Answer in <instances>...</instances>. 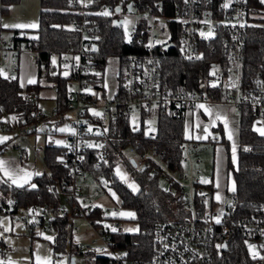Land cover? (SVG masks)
Instances as JSON below:
<instances>
[{
    "label": "built area",
    "instance_id": "obj_1",
    "mask_svg": "<svg viewBox=\"0 0 264 264\" xmlns=\"http://www.w3.org/2000/svg\"><path fill=\"white\" fill-rule=\"evenodd\" d=\"M165 1L155 0L142 6L136 0H118L115 6L99 4V0L69 1L75 12L69 26L78 32V43L74 48L55 53L58 69L61 72L68 70L67 74H62L66 77V107L63 110L53 107L49 113L38 108L30 121H25L23 114L17 113L13 124L0 125V130L4 131L42 133L45 136L55 135L60 124L68 128L64 158L67 174L60 181L46 186V191L58 197V202L21 205L6 197L0 200V215H8L12 221L18 219L33 232L56 234L54 222L64 218L72 234L82 231L83 227H101V231L92 238L91 245L77 244L80 260L86 264L101 256L110 258L113 264H219L215 261L216 257L226 250L216 246L225 243L228 248L232 225L241 236L248 259L253 264H264L261 258L264 257V200L250 203L254 213L230 219L237 202V194L231 191L226 201L214 210L211 204L213 198L205 191L200 171L195 168L200 161L199 144L195 140L186 139L181 145V162L190 163L189 171L183 170L182 166L179 169L170 167L164 151H158L154 144L143 151L138 149L142 146L139 140L129 145L136 155L132 157L135 167L168 179L173 187L179 189L182 205L188 211V215L181 220L161 221L154 225L153 250L148 258L131 257L126 250L113 247L110 235L125 232L120 223L110 216V210L114 208L95 201L99 196H109L108 191L116 183L114 176L105 174L101 161L106 155L102 149L104 128L118 115L130 123L132 130H138L143 111L164 107L181 115L213 101L231 103L238 112L242 108L248 109L254 124L264 125V83H261L264 82V62L252 68L244 66L249 27L253 25L264 32V3L261 0ZM226 3L230 4L227 8L224 7ZM117 6L120 8L118 13L114 10ZM105 9L112 11V15H97ZM123 10L143 11L145 16L136 21L129 38H125L128 52L121 58L116 56L117 85L114 93L107 96L105 69L102 86L99 87L96 81L98 71L93 68L100 42V19L112 18L113 21L121 18L119 27L122 28L123 18L120 15ZM209 31L214 35H201V32L207 34ZM20 41L21 38H17L6 44L0 39V54L4 62L16 69L19 53L27 50L39 65V52L33 49L32 43L24 40L22 45ZM173 47L186 61L200 60L207 52L215 55L219 49L220 54L213 57L211 65L217 68L213 72L215 74L201 77L209 79L200 80L196 87L164 88L161 59ZM49 69L53 74L57 68L49 66ZM218 86L221 94L217 96L214 92ZM100 100H103L101 104ZM93 110L101 115H95ZM147 135L156 137L157 131L147 132ZM218 141L216 132L208 136V142ZM15 148L20 153L19 159H23L25 149L20 145ZM92 151H96L97 160L89 165L86 156ZM217 217L221 221L219 224L216 223ZM75 219L82 222L77 224ZM109 220L116 231L108 227ZM228 220L231 225L226 224ZM6 235L0 226V261L10 264ZM249 245L254 247L250 249Z\"/></svg>",
    "mask_w": 264,
    "mask_h": 264
},
{
    "label": "trees",
    "instance_id": "obj_2",
    "mask_svg": "<svg viewBox=\"0 0 264 264\" xmlns=\"http://www.w3.org/2000/svg\"><path fill=\"white\" fill-rule=\"evenodd\" d=\"M19 0H0V14H6L10 5ZM70 0H40L39 23L36 29V37L24 39L32 43L34 50L39 52L40 63L38 65V80L36 83L22 87L18 78L3 77L0 75V122L3 114L22 113L25 121H30L37 111V93L40 82L48 80L54 82L56 89V105L59 110L66 107V77L60 69L50 74V57L66 48L76 47L78 32L69 26L70 19L75 12L70 7ZM140 6L155 0H136ZM118 0H99V4L115 6ZM164 2H167L164 0ZM100 42L96 50V62L94 70L99 73L96 81L102 86V74L107 60L111 56L123 57L128 48L125 45V36L122 28L113 27L112 18L100 19ZM17 32V31H16ZM13 40H17L13 37ZM222 53V51H221ZM244 66L252 68L259 62H264V32L251 25L245 42ZM220 54L218 49L207 54L200 60L186 61L182 59L176 48H170L161 59V79L164 88L175 89L178 87H196L201 78L208 76L213 57ZM215 95H220V86L215 90ZM120 96V93L118 94ZM158 118L157 136L149 137L146 132L145 118L151 111L141 112L140 128L132 130L130 123L124 121L121 115L110 120L104 135L102 136V149L105 158L101 161L106 175L113 174L119 154L136 140L141 142L138 149L143 151L151 145H155L158 151H164L168 165L172 168L181 167V145L186 140L184 135L183 114L176 115L164 107L155 110ZM254 120L248 109L242 108L239 112V143L237 149V163L233 165L230 158V144L220 137L227 151V170L235 181V193L237 194L236 207L231 213L230 219L238 216H247L255 212L250 206L252 201L264 200V136L254 129ZM220 130L215 128L214 131ZM5 148V143L0 144V155ZM65 147L46 143L44 161L50 173L34 177L35 187L28 185L16 186L8 180L0 178V200L11 197L21 205L44 204L58 202L46 191V186L63 179L67 174L65 162ZM97 160L96 151L89 152L86 163L93 165ZM126 163L131 167L132 178L138 184V190L133 191L125 182L116 178L113 187L120 197L122 204L131 207L135 211L136 222L139 225L137 233H113L110 239L113 247L124 249L128 255L137 258H148L153 250V227L157 222L174 219H183L188 215L182 205L179 189L174 186V191L165 190L158 184L159 174H151L147 169H137L130 160ZM172 186V185H171ZM211 188L210 185H206ZM38 194L41 196L38 197ZM226 224L231 225L230 220ZM56 234L53 239L55 250H63L69 243L71 252L78 253V245L72 241V233L68 227L66 218L54 222ZM231 233L228 235V248L220 256L216 257L219 264H253L247 257L242 245L241 236L231 225ZM33 235V231H28ZM75 256V255H74ZM89 264H113L108 257H97Z\"/></svg>",
    "mask_w": 264,
    "mask_h": 264
},
{
    "label": "rangeland",
    "instance_id": "obj_3",
    "mask_svg": "<svg viewBox=\"0 0 264 264\" xmlns=\"http://www.w3.org/2000/svg\"><path fill=\"white\" fill-rule=\"evenodd\" d=\"M39 9H40V0H19L17 3H13L9 7V11L6 14H0V39H2L6 44H9L12 41L13 37L21 38L20 43L22 45L25 44V41L22 39H32L36 37V28H5L3 25L8 24H32L39 23ZM264 11V10H263ZM124 21H129L127 24V31L125 26L122 25V30L125 38H129L130 32L133 29L136 21L141 17L145 16V12L143 11H131L128 12L123 10L120 15ZM17 31V32H16ZM55 57V63H53V58ZM58 56L53 54L49 60V66L57 68ZM8 66L7 63L4 62L3 56L0 54V67L1 72H6L5 67ZM118 67V59L116 56L109 57L107 64L105 66L104 72V85L106 88V94L111 95L114 93L117 85L116 78V70ZM4 69V71H3ZM217 68L211 67L209 69L208 74L211 75ZM68 73L67 69L62 70V74L65 75ZM10 76H16V72H9ZM202 80V79H201ZM210 81V80H209ZM211 82V81H210ZM231 95H235L234 92H231ZM103 100L99 101V104L102 103ZM226 103V102H225ZM40 108L43 109L46 113H49L53 106V100L49 99H41L39 100ZM233 105V104H232ZM234 110L236 112L237 120L239 119V112L236 110L233 105ZM156 109H150V115H147L145 118L146 132H151L150 129H154L157 131V123L158 118L155 112ZM138 121V120H137ZM149 121L152 123L149 124ZM238 123V121H237ZM195 123H191L189 119H185V135L190 136V130L192 128H196ZM254 129L257 128L264 129V125L258 124L257 122L253 125ZM63 129H67L66 131H60L62 135L68 131L66 126L62 127ZM61 128V129H62ZM258 132V131H257ZM259 133V132H258ZM260 134V133H259ZM62 135H48L45 136L42 133H21L17 136H14L11 140L5 142V148L0 155V160L7 162V167L10 171L17 170V166L14 164L13 160H16L18 157L17 151L14 149V144H20L27 149V158L24 163H27L30 166V169L33 171V174L40 173L42 175L44 173L49 174L50 171L45 164L44 155H45V145L46 143L53 144H63L64 139ZM65 136V135H64ZM62 142V143H57ZM233 143L235 141H231L230 145V158L233 159ZM221 145V144H220ZM220 145H214L213 143H207L205 141H199L198 146V156L199 163L195 164V168H198L200 173V178L202 183H207L210 181L211 175L214 172L215 167L219 165V158H221L220 153ZM119 158L114 167V171L112 176L117 178L119 181L125 182L128 186L130 184H135L138 189V184L132 178V170L131 167L126 163V159H130L135 157V152L129 146L126 147L122 154L118 155ZM236 156V152H235ZM181 166L183 170L189 171L191 166L189 162H182ZM117 169L120 170V173L126 176L125 179H121V175L117 174ZM139 169V168H137ZM38 175V176H39ZM0 178H4L9 181V179L4 177L3 171H0ZM10 182V181H9ZM11 183V182H10ZM232 180H229V189L232 187ZM158 184L161 188L165 190L174 191V187L171 186L170 181L166 178L160 177L158 179ZM130 187V186H129ZM131 188V187H130ZM132 189V188H131ZM133 190V189H132ZM109 196L103 195L95 198V201L107 204L114 209L110 210V216L117 220L123 231L125 233H137L138 231H126V229H139V225L136 222L135 218H129L125 216L119 215L122 212H133L135 211L126 205L122 204V201L118 194L115 192L113 188L109 191ZM113 193L115 195H113ZM214 210H217L219 206H213ZM115 212L117 215L113 216L112 213ZM75 223H81L82 220L75 219ZM0 226H2L7 233L5 238V244L9 248L7 251V258L10 264H46V262H50V264H70V258L74 256L76 258L77 264H86L84 261L80 260L79 254L71 252L70 245L67 243L63 250H55L53 247V239L55 236L54 232H44L35 230L33 235L28 231L29 229L24 227L22 223L16 219L11 220L8 215L1 214L0 215ZM110 226V227H109ZM108 227L110 229L113 228L111 224V220L108 222ZM84 228V230H83ZM81 232H73L72 241L74 244L81 245H91V240L96 236V232L101 231V227L97 229H86L83 227ZM46 237H52V239H47Z\"/></svg>",
    "mask_w": 264,
    "mask_h": 264
},
{
    "label": "crops",
    "instance_id": "obj_4",
    "mask_svg": "<svg viewBox=\"0 0 264 264\" xmlns=\"http://www.w3.org/2000/svg\"><path fill=\"white\" fill-rule=\"evenodd\" d=\"M13 40V38H12ZM6 72H1V67H0V74L3 77H15V76H10L9 72H16V77L18 78V82L19 84L24 87L26 85L29 84H33L36 83L38 80V65L34 62L33 59V55L31 52L27 51V50H22L19 55H18V66L16 69H12L10 66H6L5 67ZM4 71V69H3ZM29 80H32V83H29ZM40 89L37 93V99H38V107L40 108L39 105V100L41 99H49V100H53L54 102V106L56 105V89L54 86V82L52 81H48V80H43L40 82ZM202 105H205L206 107H209L212 109L213 112V116H209L208 113H206L204 111V109L199 108L198 110H194V111H187L183 114V118H184V133H185V119H189L193 125V123L197 124L196 128H192V130H190V136H186L185 134V138L186 139H192L195 140L196 142L199 141H205L207 143H212V142H208V136L212 133V132H216L217 136L219 137H224L229 144L231 145V141H235L236 142V156H235V160L233 161L231 159V163L233 165H236L237 163V149H238V143H239V119L237 120V116H236V112L234 110V107L231 103H217V102H213V101H209L206 102ZM41 109V108H40ZM216 112H219L222 116H227L228 121H229V128L225 129L224 127V123L222 120H215V116L214 114ZM15 114H3V116L1 117V122L0 125L2 126V124L4 125H8V124H13L15 122ZM215 120V123H213V121ZM238 121V123H237ZM63 126H65L64 124H60L57 128V133L58 135H62V133L59 131V129H61ZM205 127H207V132L204 131ZM220 128V130H216L214 131L215 128ZM229 131H231L233 139L229 140L228 139V133ZM18 132L15 131H4V130H0V137H10V139L6 140L9 141L11 140L14 136H17ZM55 134V135H56ZM65 135V133H64ZM63 136L64 139V143L63 144H55V145H62L65 147L66 144V137ZM207 137V138H203V139H197L196 137ZM5 141V142H6ZM4 142V143H5ZM2 144V143H0ZM53 144V143H52ZM214 145L217 144H221L220 145V153H221V158H219V165L217 167H215L214 172L211 175L210 181L207 183H203L204 187H205V191L208 192L212 198V206H220L222 203H224L226 201V197L229 194V192L232 191V187L233 184H235L234 178L231 175V173L227 170V151L225 146L220 143V141L213 143ZM16 145H20V144H14V149L17 151L18 153V157L16 160L14 161V164L17 166V170H22V173H28L31 175H22V177L20 179L17 180V182L14 184L10 179L9 181L11 182V184L19 186V185H28L29 187H32V185H35V182L33 181L34 177L38 176L33 174V171L30 169V166L27 165V163H24V161L27 158V149L25 147H23L25 149V151L23 152L24 154V158L23 159H19V151L15 148ZM17 170H13L12 172H16ZM5 178L8 179V177H6L4 175ZM232 180V187L231 189H229V180ZM206 185H210L211 188H207ZM219 185V186H217ZM217 195L220 196V199L217 200L216 197ZM87 229V228H86ZM84 230V228H83ZM81 232V231H80Z\"/></svg>",
    "mask_w": 264,
    "mask_h": 264
},
{
    "label": "snow or ice",
    "instance_id": "obj_5",
    "mask_svg": "<svg viewBox=\"0 0 264 264\" xmlns=\"http://www.w3.org/2000/svg\"><path fill=\"white\" fill-rule=\"evenodd\" d=\"M262 3H264V0H261ZM230 4L229 3H226L224 5V7H229ZM129 8L131 9V6H129ZM116 12H119L120 11V8L117 7L115 9ZM97 15H102V16H110L112 15V11L108 10V9H105L104 11L100 12V13H97ZM130 23L129 21H124L123 22V26H125V29L127 31V24ZM5 28H8V27H11V28H28V27H31V28H36L38 27V24L37 23H32V24H12V25H8V24H5L3 25ZM243 26V25H242ZM201 35L202 36H208V37H211L212 35H214V33L212 31H209L207 34L201 32ZM191 58V57H190ZM199 58V57H197ZM79 59V58H77ZM53 63H55V57L53 58ZM65 67L67 68V65H65ZM215 73H213L214 75ZM97 75H99V73H97ZM33 81L32 80H29V83H32ZM261 83H264V82H261ZM215 86V85H213ZM197 107L199 108H202L204 109V111L206 113H208L209 116H213V112H212V109L209 108V107H206L205 105H198ZM94 114L99 116L101 115V113L99 112H95V110H93ZM215 116V120H222L223 123H224V127L225 129H228L229 128V121H228V118L227 116H222L219 112H216L214 114ZM215 120L213 121V123H215ZM152 122L149 121V124H151ZM67 129H59V131H66ZM150 131H154V129H150ZM205 132H207V127H205L204 129ZM256 131H258L262 136H264V129H261V128H257ZM197 139H203V138H207L206 136L205 137H196ZM10 139V137H0V143H4L6 140ZM228 139L229 140H232L233 139V136H232V133L231 131H229L228 133ZM57 143H62V142H57ZM91 147V145H89ZM232 151H233V159L235 160V152H236V146H235V143H233V148H232ZM7 165V162L3 161V160H0V171H3L4 175L6 177H8V179H10L14 184L17 182L18 179H20L22 177V175H31V174H28V173H22V170H17L16 172H12L9 170V168L6 166ZM37 175H39L40 173H36ZM117 174L118 175H121V179H127L126 176L122 175L120 173V170L117 169ZM19 186H23V185H19ZM133 191H137V187L136 185L133 183V184H130L129 185ZM219 186V185H217ZM32 187H35V185H32ZM232 191H235V184H233V187H232ZM113 195H115L113 193ZM217 200L220 199V196L217 195L216 197ZM11 203V202H10ZM113 216L117 215V213L113 212L112 213ZM119 215L121 216H125V217H129V218H135V213L133 212H122L120 213ZM216 223L219 224L221 223L220 219L217 217L216 218ZM110 227V226H109ZM117 229L115 228H112V231H116ZM126 231H139L138 228L136 229H126ZM47 239H52V237H46ZM217 248H220V247H224L223 245H217L216 246ZM250 249L253 248L254 246L252 245H249ZM97 251H100L99 249H97ZM126 255V254H125ZM253 258H255V255L253 256ZM262 259H264V257H261ZM0 264H3L2 261H0ZM46 264H50V262H46Z\"/></svg>",
    "mask_w": 264,
    "mask_h": 264
},
{
    "label": "water",
    "instance_id": "obj_6",
    "mask_svg": "<svg viewBox=\"0 0 264 264\" xmlns=\"http://www.w3.org/2000/svg\"><path fill=\"white\" fill-rule=\"evenodd\" d=\"M117 7H118V6H117ZM117 7H116V8H117ZM116 8H114V10H115ZM115 12H116V11H115ZM117 13H118V12H117ZM121 24H122V19H121V18H115V19L112 21V25H113V27H119V26H121ZM130 163L135 167V162H134V160H133L132 158L130 159ZM223 246H224V247H222V250L225 251V250L227 249L226 244L224 243ZM70 264H77L76 261H75V257H74V256H72V257L70 258Z\"/></svg>",
    "mask_w": 264,
    "mask_h": 264
}]
</instances>
